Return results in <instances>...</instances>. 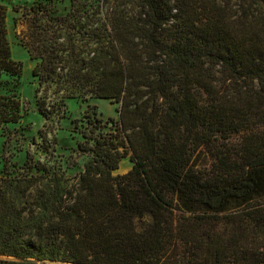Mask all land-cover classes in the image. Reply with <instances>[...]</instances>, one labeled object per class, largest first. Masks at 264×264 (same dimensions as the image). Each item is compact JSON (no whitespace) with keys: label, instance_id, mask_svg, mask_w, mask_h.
Wrapping results in <instances>:
<instances>
[{"label":"trees","instance_id":"16d2710c","mask_svg":"<svg viewBox=\"0 0 264 264\" xmlns=\"http://www.w3.org/2000/svg\"><path fill=\"white\" fill-rule=\"evenodd\" d=\"M236 1L138 0L134 22L77 30L73 9H24L40 86L78 56L66 39L114 40L116 62L100 48L99 80L78 91L120 108L114 133L89 122L78 175L38 163L0 175V264H264V0ZM22 68L0 4V86ZM17 91L0 92V139L23 118ZM201 147L213 172L192 162Z\"/></svg>","mask_w":264,"mask_h":264},{"label":"rangeland","instance_id":"374dc122","mask_svg":"<svg viewBox=\"0 0 264 264\" xmlns=\"http://www.w3.org/2000/svg\"><path fill=\"white\" fill-rule=\"evenodd\" d=\"M49 1L52 2L48 4ZM40 2L48 7L49 16L65 17L73 9L74 12L68 16L66 22L77 30L79 26L109 27L116 17L134 22L138 0H0V4L6 8V28L12 58L21 62L23 67L21 78L18 81L6 79L8 84L0 86V92L12 90L17 85V92L24 106L21 121L11 125L0 139V175L4 172L23 173L27 166L38 163L72 178L84 170L92 157L85 150L93 142L90 141L88 145L83 136L85 133L90 134L92 125L89 122L95 123V119L102 121L101 127L93 136L114 133L116 128L120 104L111 99L83 95L78 91L82 85L85 90L90 89L99 80V77H91V71L105 56L104 53H99L100 48H109V59L115 60L116 52L112 51L115 42L109 38L105 41L79 38V35L76 40L66 39L68 44L75 45V54L78 56L70 59L66 71L59 73L60 77L40 86L39 78L33 75L40 60L30 58L28 26L22 16L24 9ZM231 4L233 8H238L236 0H232ZM137 42L135 39L132 46L139 45L142 52L143 49ZM137 60L141 61L138 57ZM117 63L122 65L125 59L119 58ZM75 90V95H72L71 92ZM88 105L95 106L96 109H90L85 114ZM40 107L47 113V118L41 114ZM109 118H113L114 123L109 122ZM233 140L236 141V138ZM215 154L201 147L193 153L192 162L202 173L213 172ZM132 165L131 153H128L114 174H126ZM2 258L5 259L0 257Z\"/></svg>","mask_w":264,"mask_h":264}]
</instances>
